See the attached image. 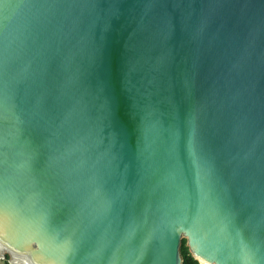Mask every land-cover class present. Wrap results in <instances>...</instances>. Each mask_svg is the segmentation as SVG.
Listing matches in <instances>:
<instances>
[{
	"label": "water",
	"instance_id": "water-1",
	"mask_svg": "<svg viewBox=\"0 0 264 264\" xmlns=\"http://www.w3.org/2000/svg\"><path fill=\"white\" fill-rule=\"evenodd\" d=\"M0 259L264 264V0H0Z\"/></svg>",
	"mask_w": 264,
	"mask_h": 264
},
{
	"label": "trees",
	"instance_id": "trees-1",
	"mask_svg": "<svg viewBox=\"0 0 264 264\" xmlns=\"http://www.w3.org/2000/svg\"><path fill=\"white\" fill-rule=\"evenodd\" d=\"M181 251L184 258L183 264H198V262L194 260L191 254L189 253L188 247L186 246V241L184 239H183ZM8 258H9L8 256H5V258L3 259V264H9Z\"/></svg>",
	"mask_w": 264,
	"mask_h": 264
},
{
	"label": "snow or ice",
	"instance_id": "snow-or-ice-1",
	"mask_svg": "<svg viewBox=\"0 0 264 264\" xmlns=\"http://www.w3.org/2000/svg\"><path fill=\"white\" fill-rule=\"evenodd\" d=\"M3 212V202L2 199H0V214Z\"/></svg>",
	"mask_w": 264,
	"mask_h": 264
},
{
	"label": "rangeland",
	"instance_id": "rangeland-1",
	"mask_svg": "<svg viewBox=\"0 0 264 264\" xmlns=\"http://www.w3.org/2000/svg\"><path fill=\"white\" fill-rule=\"evenodd\" d=\"M0 264H3V259H0Z\"/></svg>",
	"mask_w": 264,
	"mask_h": 264
}]
</instances>
